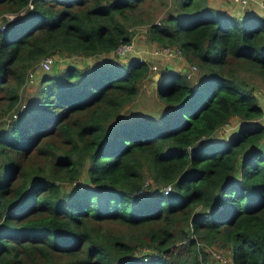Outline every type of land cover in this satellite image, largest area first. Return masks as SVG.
<instances>
[{
	"label": "trees",
	"instance_id": "obj_1",
	"mask_svg": "<svg viewBox=\"0 0 264 264\" xmlns=\"http://www.w3.org/2000/svg\"><path fill=\"white\" fill-rule=\"evenodd\" d=\"M145 1L0 0L2 15L23 11L0 28L5 111L43 57H102L52 69L54 57L0 129V264H207L211 244L225 264H264L263 96L239 74L264 81V12L236 20L176 0L155 22ZM139 24L195 63L197 81L156 56L154 94L141 93L150 62L108 57Z\"/></svg>",
	"mask_w": 264,
	"mask_h": 264
},
{
	"label": "rangeland",
	"instance_id": "obj_2",
	"mask_svg": "<svg viewBox=\"0 0 264 264\" xmlns=\"http://www.w3.org/2000/svg\"><path fill=\"white\" fill-rule=\"evenodd\" d=\"M176 0H146L141 8V13L142 16L144 18L149 17L151 19V21H155L158 22V20L160 18H162L163 16L167 15L169 12L173 11V7L175 4ZM218 0H212L211 4L216 5L217 7L219 6L217 4ZM219 8H221L219 6ZM239 9V8H238ZM236 10V9H235ZM239 11V10H238ZM235 13H233L232 16H234ZM4 17L2 16V14H0V24L2 22H4ZM8 21L10 20L8 18V16L5 18ZM236 20H239L238 17H236ZM242 20V19H241ZM147 24H139L136 25L132 28V30L135 32V36H133L132 41H133V47L134 50L138 49V53L139 55H142L144 60H148L151 64V67H154L155 71H157L158 67V61L160 59H156V58H152L149 55H147V51L146 49H148L149 51L155 47L156 45L153 43H150L149 40L146 39V35H145V30H146ZM135 52H131L130 54L126 55L124 58H117L114 55H109L108 57L111 58L112 60H120V61H125L127 60L129 57H136L138 56ZM55 57V63L53 64L54 66L52 67V69H56V67L58 68H62L63 66H66L67 64H71V65H79L81 66L83 63H91L93 61H101L102 57H92V58H87V57H80L77 55L74 56H70V55H65V54H56L54 55ZM166 65L168 64H172L174 66L177 67H186L188 68V62L186 63L185 60H166ZM162 62V61H160ZM192 63L194 65H196L193 62H189ZM157 67V69H156ZM171 68V66H170ZM48 71V70H47ZM196 72L193 74V76L189 79V82H195L198 79L199 76V68L196 65ZM28 72V71H27ZM32 72V77L29 76V74ZM43 71L39 70V69H35L34 71H32V69H29V73H26V77L24 79V82L22 84V86L19 89V103L17 104V106L15 105L14 108L12 109H8V110H4L5 109V104L0 102V129L2 127H6L9 123L11 118L14 116L15 113V109L17 108H22L25 105L26 99L30 98V95L32 94V92L34 91V88L36 87V82L34 81V79L37 77V75H40ZM153 74L154 72H150L151 77V81H145L144 85L141 86L140 88V92L141 93H145L144 91H146L148 93V96L152 97V94H154L153 91V87L156 85L157 83V79H153ZM239 74L243 77V79L249 83L250 86L255 87L256 89L260 90L261 95L263 96L264 93V81L262 78H260L259 76L253 74V73H246L243 71H240ZM147 98H142V100H140V102H142L141 106H147ZM4 102L7 104V101L4 100ZM151 104V100L149 102V105ZM16 114V113H15ZM237 121L233 120L230 123L226 124L223 128L220 129V131L218 132V134L220 135V137L225 138L228 134H230L234 129H236L237 127ZM61 183V182H60ZM87 183V179L85 177V174H82L78 177V179L71 185V186H77V185H85ZM63 187H69V184H62ZM70 186V187H71ZM212 245V246H211ZM211 245H207L206 249L208 251V255H209V264H222L220 262H218L216 259V254H221L224 257L227 258L226 255V251H221L219 250L220 247L217 244H211ZM207 263V264H208Z\"/></svg>",
	"mask_w": 264,
	"mask_h": 264
},
{
	"label": "built area",
	"instance_id": "obj_3",
	"mask_svg": "<svg viewBox=\"0 0 264 264\" xmlns=\"http://www.w3.org/2000/svg\"><path fill=\"white\" fill-rule=\"evenodd\" d=\"M230 1L235 3V4H238V5H247L248 3H252L256 0H230ZM27 5L29 7H31L30 1L28 2ZM22 14H23V11L19 12V13H17V12L4 13L2 16L6 15V17L8 16V18L10 20L8 21L7 19H4V18H6V17H4L3 18L4 22H2L0 24V28L1 29L6 28V26L8 25V22H12V21L20 18ZM133 45L134 44H133L132 40L127 42V43L121 42L117 45V47L115 48L112 55H114L117 58H124L126 55L130 54L131 52H135L137 54L138 49L134 50ZM146 51H147V55L149 53L148 56H150L152 58H155L156 56H160V57H163V58L171 60V61L172 60H185L183 55H182L181 50L176 46H166V47L155 46L150 51L148 49H146ZM137 55H138V56H136L137 58L144 60L142 55H139V54H137ZM53 60H54V57L52 55H47V56L43 57L42 59H40V61L34 67V69H32V71H34L36 68L39 70H41V69L48 70L52 66ZM195 70H196V65L191 64V63H188V68H186V67L182 68V71L185 73V76L188 79H190L193 76V74L196 72ZM28 73H29V69H28L27 74ZM29 76L32 77V72L29 74ZM263 97H264V93H263ZM145 182H148V180L146 179ZM170 189H171L170 184H167L164 186V192L165 193L168 192ZM216 257H217L216 260L222 264H225L228 260V257L226 258L219 253L216 254Z\"/></svg>",
	"mask_w": 264,
	"mask_h": 264
},
{
	"label": "crops",
	"instance_id": "obj_4",
	"mask_svg": "<svg viewBox=\"0 0 264 264\" xmlns=\"http://www.w3.org/2000/svg\"><path fill=\"white\" fill-rule=\"evenodd\" d=\"M211 2H212V0H208V3H209L210 6L216 8L217 10L223 11L226 15H228L229 17H232L234 19H236V17H238L239 20L243 19L247 14H251V13L263 14V12H264L262 0H256V1L252 2V3H248L247 5H238V4H235V3L231 2L230 0H218V1H216L217 4L221 8H219V6L217 7L216 5L211 4ZM233 13H235L234 16H232ZM156 73H159V71H157V72L155 71L153 76ZM260 102H261V106L263 108V116H262L260 121L264 124V98L263 97L260 99ZM233 120L237 121L238 124L240 122V120H238L236 118L235 119H231L230 121H233ZM219 131H220V129L218 131H216L214 136L217 139H222V137H220V135L218 134Z\"/></svg>",
	"mask_w": 264,
	"mask_h": 264
},
{
	"label": "water",
	"instance_id": "obj_5",
	"mask_svg": "<svg viewBox=\"0 0 264 264\" xmlns=\"http://www.w3.org/2000/svg\"><path fill=\"white\" fill-rule=\"evenodd\" d=\"M170 66H171L170 64L167 65L168 68H170ZM159 77H160V74H159V73H156V74L153 76V79L156 80V79H158ZM196 85H197L196 83L193 84V86H196Z\"/></svg>",
	"mask_w": 264,
	"mask_h": 264
}]
</instances>
